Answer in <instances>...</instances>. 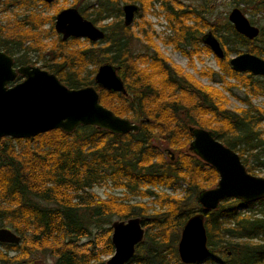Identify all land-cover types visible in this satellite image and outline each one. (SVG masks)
<instances>
[{
  "label": "trees",
  "instance_id": "obj_1",
  "mask_svg": "<svg viewBox=\"0 0 264 264\" xmlns=\"http://www.w3.org/2000/svg\"><path fill=\"white\" fill-rule=\"evenodd\" d=\"M34 1L0 0V11L10 6L24 11L0 24V50L12 55L16 65H35L36 61L31 60L35 54L42 62L40 67L54 73L68 87L93 85L102 105L138 123L139 130L113 134L93 125H80L70 133L58 128L31 138L1 137L0 226L14 231L20 241L0 243L5 248V252L0 251V262L31 264L33 253L48 250L55 256L54 264H105L104 260L91 262L71 242L72 237L90 233L87 224L92 214L86 217L79 211L86 207L97 216H141L148 231L145 229L143 241L136 245L127 264H183L177 243L185 220L196 212L204 213L211 250L209 262L214 263L219 257L222 264H264V198L251 203L226 198L218 208L204 210L197 195L216 185L218 173L188 149L192 139L189 125L207 128L237 151L246 170L256 175V168H264V109L254 105L250 98L242 100L245 107L229 109L221 90L203 84L169 61L152 40L148 22L138 24L145 51L133 52L132 40L141 38L123 23L120 3H138L140 11L146 13L159 2L174 32L167 43L188 58L198 53L196 46L202 42L204 28L219 33L224 57H216V61L222 74L213 69L201 70L199 74L211 81L235 79L248 88L249 95L264 94V76L234 71L229 64V52L244 47L246 52L264 58V28H260L256 38L248 39L236 32L226 17L223 23L210 22L205 17L209 12L206 0H200L204 4L198 6H186L179 0H96V6H90L91 12L88 5L73 0V7L105 31L104 38L98 42L75 37L64 40L55 34L54 39L47 41L55 15L64 7L44 16L30 10ZM232 2L243 3L244 12L247 7L254 13L264 12V0ZM106 19L111 20L102 23ZM47 23L50 26L44 28ZM204 48L211 52L209 47ZM102 63L116 67L125 93L95 83L94 75ZM21 79L18 75L14 82ZM234 85L227 83L226 90L231 92ZM160 116L173 120L180 117L182 124H154ZM22 141L25 145L17 149L15 142ZM35 141L38 145L32 146ZM105 180L124 189V198L109 196L102 200L86 191ZM179 181L187 184L185 195L179 198L142 189L144 183L173 186ZM127 194L153 196L163 209L147 215L144 204L124 202ZM253 204H259L256 212L242 210ZM8 251L15 253L9 255ZM104 251H114L109 237Z\"/></svg>",
  "mask_w": 264,
  "mask_h": 264
},
{
  "label": "water",
  "instance_id": "obj_2",
  "mask_svg": "<svg viewBox=\"0 0 264 264\" xmlns=\"http://www.w3.org/2000/svg\"><path fill=\"white\" fill-rule=\"evenodd\" d=\"M139 9L136 3L122 5L125 25L132 24ZM228 20L236 32L248 39L259 34V27L252 24L238 7L231 9ZM54 29L64 40L75 37L98 42L105 36L103 29L73 6L55 15ZM201 40L218 58L224 57L220 41L212 31L204 32ZM229 64L236 72L264 76V58L253 53L236 54L229 58ZM18 75L22 79L14 82ZM94 81L101 88L125 93L123 81L111 63L97 67ZM80 125H93L113 134L139 130L138 123L120 117L102 105L93 85L68 87L54 73L38 65L14 64L13 56L0 50V138H31L58 128L70 133ZM188 130L192 134L188 149L218 173L216 185L197 195L204 210L218 208L226 198H236L244 203L264 198V177L248 172L237 151L216 138L211 130L193 125H189ZM144 235L145 227L139 216L112 221L110 240L114 251L105 264H127ZM19 241L20 236L14 231L0 227V243L16 244ZM177 253L183 264L200 263L209 257L211 250L207 245L203 212H196L185 220Z\"/></svg>",
  "mask_w": 264,
  "mask_h": 264
},
{
  "label": "rangeland",
  "instance_id": "obj_3",
  "mask_svg": "<svg viewBox=\"0 0 264 264\" xmlns=\"http://www.w3.org/2000/svg\"><path fill=\"white\" fill-rule=\"evenodd\" d=\"M41 1L44 2L43 0ZM54 1L51 3L44 2L48 4V5H44L40 1L35 0L34 1L35 5H33L30 8V10H35L36 12H39L44 16H49L54 13L57 7H61V6H63L64 8L72 7L71 3L73 2V0H57V2L54 3ZM95 1L96 0H80V3L83 6L88 5V11L91 12L93 9L90 6ZM179 1H181L186 6L187 5L198 6L204 4V2L200 0H179ZM206 2L208 5L209 12L205 14V17L210 22L216 20L217 23H223L225 21V17L228 20V14L232 8L238 7L242 9L241 7L244 6L243 3L236 5L235 3L232 2V0H206ZM126 3H132V2H126ZM123 4L124 3L121 2L120 7ZM94 5L96 6L95 3ZM22 12H24L23 9L17 6H10L8 7V9L0 11V24H4L8 17L13 18L14 13H18L21 16ZM243 13L250 20L252 24L258 26L259 28L261 27L264 28V12L254 13L250 8L247 7V11L245 12L243 11ZM121 18L123 19L122 15ZM110 20L111 19H106L102 21V23H107ZM142 21L149 23L150 31L153 32L152 40L157 44L161 52L164 53V55L169 59V61L176 65H179L183 69V71L192 74L197 80L201 81L203 84L213 85L214 87L221 90L227 98V107L229 109L235 110L236 108L245 107L246 104L242 102L244 98L246 99L250 98L251 102L254 105L260 106L264 109V94L256 93L253 95H249L248 88L246 86L240 85L235 79L232 78L224 77L223 81H211V79L208 76H201L199 74L201 70L206 71L208 69H213L219 72V74H222L221 71L219 70L216 61L217 56L212 51L208 52L207 50H205L204 48V46H206L205 44H203L202 42H197L196 48L199 50L198 53L193 54L192 57L188 58L187 56L182 54V52L175 49L173 44L167 43L168 38L172 36L174 32L171 28H169L168 22L164 17V11L160 8L159 2H155L153 8H151L149 11H146V13H142L141 11H139L134 16L133 23L130 25V27L141 39L135 38L132 40L133 52L139 53L145 51L144 41L142 40V33H140L139 31V25H138L142 23ZM49 26L50 24L47 23L44 26V28H48ZM97 26L99 27V25ZM207 30L208 29L204 28L203 32H206ZM55 34L58 33L55 31L53 25V31L49 33V36L46 38V40L48 41L54 39ZM214 35L220 41L219 33ZM228 46L230 48L232 45L229 44ZM189 48L190 47H187V49ZM238 48L239 50L237 51L230 50L229 58L241 52H246L244 47H238ZM31 60L36 61L35 65L41 66L42 64V62L37 59L35 54L31 55ZM227 83L235 84L234 87L231 88V92L226 90ZM179 112L182 114L183 110H179ZM146 120L148 121L149 119ZM181 120L182 118L180 117H176V119L173 120L171 118L167 119L166 117L160 116L157 118V121L153 123L157 125L159 124V125H166L172 127V126H176L178 122L181 123ZM190 125L197 126L195 124H190ZM262 127L264 128V125H262ZM15 145L16 148L19 149L20 147H23L25 143L23 141L21 143L15 142ZM31 145L37 146L38 142L36 141L31 142ZM244 156H247V154H244ZM250 163L255 164L252 159H250ZM254 173L258 176L264 177V168H256L254 170ZM186 186L187 184L184 181H179L177 184L173 186H168L165 184L153 185L149 183H144L142 184L143 187L142 189H149L157 194L166 193L170 196H175L179 198L185 195ZM86 191L93 193L95 196H97L99 199L102 200L108 199L109 196L124 198L126 193L124 189L116 188L115 186H113L110 180H105L104 182L93 184L90 187L86 188ZM78 193L84 194L83 192H78ZM126 196L128 198L124 200L125 203L144 204V206L148 208L146 211L147 215H152L154 212L162 211L163 209L159 205V203L155 201L154 199L155 197L153 196L142 197L139 195H130V194H127ZM258 208H259V204H253L252 206L243 208L242 210L246 212H256ZM79 211L81 213H84V216L86 217L92 214V217H90L91 222L90 224H87L90 233L89 234L87 233V235L81 237H72L71 242L74 248L79 250V252L83 254L85 257H88L91 262H97L99 260H104V261L107 260L113 253V251L111 253L104 251L106 240L108 237L110 238L111 235V231L109 232L108 228H111L112 221L120 218L115 215L110 217L97 216L93 214V210L87 209L86 207H81ZM145 229L146 231H148L147 227ZM68 239H69L68 236L65 237V241ZM0 251L5 252V248L0 246ZM14 253H15L14 251H8L9 255H12ZM30 260L32 261L31 264H54L55 256L52 255L48 250L44 252L38 251L30 256ZM200 264H214V263L205 260L203 263Z\"/></svg>",
  "mask_w": 264,
  "mask_h": 264
},
{
  "label": "flooded vegetation",
  "instance_id": "obj_4",
  "mask_svg": "<svg viewBox=\"0 0 264 264\" xmlns=\"http://www.w3.org/2000/svg\"><path fill=\"white\" fill-rule=\"evenodd\" d=\"M53 2V1H52ZM47 3V2H46ZM51 3V2H50ZM137 4V3H136ZM138 5V4H137ZM139 6V5H138ZM122 7V6H121ZM139 11H140V9H139ZM138 11V12H139ZM138 12H136V13H138ZM136 13H135V15H136ZM122 17H123V13H122ZM55 19V18H54ZM123 20V19H122ZM134 20V19H133ZM124 23V22H123ZM133 23V22H132ZM54 25V24H53ZM102 29V28H101ZM260 29V28H259ZM105 32V31H104ZM260 32V31H259ZM60 35V34H59ZM61 36V35H60ZM69 39V38H68ZM65 40H67V39H65ZM203 43V42H202ZM224 50V49H223ZM14 59V58H13ZM200 204V203H199ZM179 257V256H178ZM210 257H211V253H210V255H209V257L206 259V260H209L210 259ZM180 260V259H179ZM181 262V261H180ZM204 262V261H203ZM203 262H200V263H203ZM200 263H194V264H200ZM214 264H222V262H221V259L218 257L217 259H215V262H214Z\"/></svg>",
  "mask_w": 264,
  "mask_h": 264
}]
</instances>
